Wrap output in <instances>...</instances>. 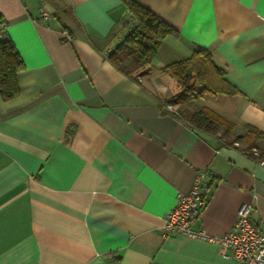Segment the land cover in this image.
Masks as SVG:
<instances>
[{
    "label": "crops",
    "instance_id": "obj_1",
    "mask_svg": "<svg viewBox=\"0 0 264 264\" xmlns=\"http://www.w3.org/2000/svg\"><path fill=\"white\" fill-rule=\"evenodd\" d=\"M135 1L175 30L137 80L109 59L137 23L122 0H0L23 63L18 93H0V264H234L164 230L201 174L192 229L225 233L242 206L264 227V161L243 152L264 151V0ZM200 48L239 91L197 99L241 137L232 145L160 102L178 91L161 69Z\"/></svg>",
    "mask_w": 264,
    "mask_h": 264
},
{
    "label": "trees",
    "instance_id": "obj_2",
    "mask_svg": "<svg viewBox=\"0 0 264 264\" xmlns=\"http://www.w3.org/2000/svg\"><path fill=\"white\" fill-rule=\"evenodd\" d=\"M122 1L136 18L137 23L129 30L121 43L110 52L109 59L121 71L137 80V77L130 73L131 70L121 63L122 59L126 57L129 60L132 70L147 65L155 55L160 40L168 33H174L175 30L137 1ZM118 54H122L123 58L118 57ZM22 68V60L13 42L0 29V93L3 98H11L18 93L16 74ZM161 71L172 77L178 86L177 92L160 99L161 105L174 106V109L169 111L172 115L192 128L207 134H218L228 145L240 140L241 137L237 135L234 139L230 138L233 135L230 132L229 123L217 113L205 107L190 109L188 106L206 94L234 95L239 93L225 79L223 68L215 62L207 50L197 49L190 56L163 67ZM145 72L146 69L138 76ZM221 128L224 130L222 134L220 133ZM254 146L255 143L251 142L243 149V152L259 162L264 161V151L252 149Z\"/></svg>",
    "mask_w": 264,
    "mask_h": 264
},
{
    "label": "built area",
    "instance_id": "obj_3",
    "mask_svg": "<svg viewBox=\"0 0 264 264\" xmlns=\"http://www.w3.org/2000/svg\"><path fill=\"white\" fill-rule=\"evenodd\" d=\"M40 16H48L43 7L40 8ZM166 109L170 111L173 107L167 105ZM202 178L203 174L197 177L190 193L177 194L175 204L164 221L165 232L214 241L219 244L221 254L231 258L234 264H264V227L253 222L247 206L238 210L233 226L225 233L208 236L203 229H192L206 203L208 186Z\"/></svg>",
    "mask_w": 264,
    "mask_h": 264
},
{
    "label": "rangeland",
    "instance_id": "obj_4",
    "mask_svg": "<svg viewBox=\"0 0 264 264\" xmlns=\"http://www.w3.org/2000/svg\"><path fill=\"white\" fill-rule=\"evenodd\" d=\"M118 57L123 58V55H122V54H118ZM121 63L124 64V66H125L127 69H130V70H131L130 73H131L134 77H138V74L142 73V72L146 69V65H145V66H143V67H141V68H139V69L132 70V69H131L130 62H129V60H128L126 57L122 59ZM140 76H142V75H140ZM168 85H169V87H171V84H170V83H169ZM174 90H175V89H172V91H174ZM172 91H171V92H172ZM200 102H202V101H200V100L193 101L192 103L188 104V106H189L190 109H199V107L197 106V103H200ZM223 132H224V130H223V128H221L220 133L222 134ZM221 134H220V135H221ZM232 135H233V136H231L230 138L234 139L236 135L233 134V133H232ZM219 137H220V136H219ZM220 138H221L222 140H224L222 137H220Z\"/></svg>",
    "mask_w": 264,
    "mask_h": 264
}]
</instances>
